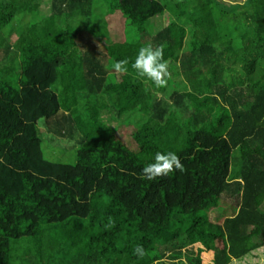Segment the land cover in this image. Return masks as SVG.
I'll use <instances>...</instances> for the list:
<instances>
[{"label":"trees","instance_id":"1","mask_svg":"<svg viewBox=\"0 0 264 264\" xmlns=\"http://www.w3.org/2000/svg\"><path fill=\"white\" fill-rule=\"evenodd\" d=\"M103 1L122 42L96 0H50L47 14L0 0V264H202L210 251L229 264L264 249V0ZM149 43L165 45L162 88L131 68ZM122 59L126 74L111 68ZM106 121L133 124L150 162ZM48 136L73 160L45 158ZM157 152L184 171L142 179ZM222 201L236 213L208 221Z\"/></svg>","mask_w":264,"mask_h":264},{"label":"rangeland","instance_id":"2","mask_svg":"<svg viewBox=\"0 0 264 264\" xmlns=\"http://www.w3.org/2000/svg\"><path fill=\"white\" fill-rule=\"evenodd\" d=\"M223 2L227 3H242L244 0H221ZM49 4L50 0H42V3L38 7L39 14H47L49 12ZM96 11L94 15H96L95 20L97 17H104L108 30H109V41L112 43L122 42L123 41V17L120 12L118 11H108V8L105 7V3H101V0H96ZM19 17L15 19V21L11 24L13 27L18 25ZM94 20V21H95ZM165 18L164 17H157L153 18L149 23L147 24L146 28L149 31L156 32L164 25ZM48 45L49 47L56 52L59 53H66L65 47L55 38L51 37L48 39ZM101 45V43L99 44ZM97 47H99L97 45ZM13 58H16V54L11 55L8 60H11ZM16 76H14V79L16 81ZM42 123V122H41ZM106 123L114 128V137L121 141L129 150L135 152L137 155H140L142 159L148 160V158L141 154L139 147L137 146L136 142L133 139V133L135 132L134 125L129 124L127 122H115V121H106ZM41 131L43 132V126L40 127ZM63 143H65V140H57L56 142L53 141V139L48 136L43 139L42 144V151L48 160L54 161V162H64L67 163L73 158V152L66 149V146H62ZM73 160V159H72ZM71 160V161H72ZM149 161V160H148ZM147 161V162H148ZM150 162V161H149ZM237 208L233 206L232 204L228 203L227 201L219 202L218 207L209 210L206 212L205 218L208 221L221 224L223 220L227 217H230L236 213ZM221 246V245H220ZM202 264H215L214 261V252L210 251L208 254H202ZM229 264H264V249H259L254 251L252 254L246 256L245 258L241 260H232Z\"/></svg>","mask_w":264,"mask_h":264},{"label":"clouds","instance_id":"3","mask_svg":"<svg viewBox=\"0 0 264 264\" xmlns=\"http://www.w3.org/2000/svg\"><path fill=\"white\" fill-rule=\"evenodd\" d=\"M164 49L165 45L163 44L153 46L149 43L138 50L134 61L131 62V68L136 74L151 81L157 88L166 86L170 77L169 63L164 59ZM111 68L117 73L126 74L129 71V60L116 61L111 65ZM174 171H184V165L180 157L175 152H157L153 162L142 169L141 178L155 180ZM113 223L114 221L109 217L107 226H111ZM134 254L140 259L147 255L143 245H137L134 249Z\"/></svg>","mask_w":264,"mask_h":264}]
</instances>
